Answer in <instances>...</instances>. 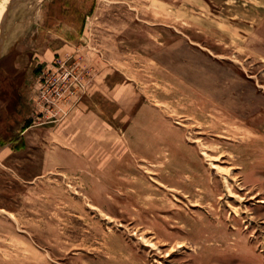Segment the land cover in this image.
<instances>
[{
    "label": "rangeland",
    "instance_id": "obj_1",
    "mask_svg": "<svg viewBox=\"0 0 264 264\" xmlns=\"http://www.w3.org/2000/svg\"><path fill=\"white\" fill-rule=\"evenodd\" d=\"M0 105V264H264V0H50Z\"/></svg>",
    "mask_w": 264,
    "mask_h": 264
},
{
    "label": "built area",
    "instance_id": "obj_2",
    "mask_svg": "<svg viewBox=\"0 0 264 264\" xmlns=\"http://www.w3.org/2000/svg\"><path fill=\"white\" fill-rule=\"evenodd\" d=\"M70 76V78H69ZM81 75L73 76L71 73L63 74L59 76L55 81L58 82V86L55 88L52 97H45L44 100L52 105H55L58 101H64V107L57 108V112L54 115L66 114L68 106L72 103L74 98H78L77 90L83 91L86 87L87 80ZM61 79V82L59 80ZM69 79V80H67ZM73 79V81H71ZM54 110V109H53Z\"/></svg>",
    "mask_w": 264,
    "mask_h": 264
},
{
    "label": "crops",
    "instance_id": "obj_3",
    "mask_svg": "<svg viewBox=\"0 0 264 264\" xmlns=\"http://www.w3.org/2000/svg\"><path fill=\"white\" fill-rule=\"evenodd\" d=\"M34 1H37V2H35V6H34V9H33V13L31 14V16L25 17V15L22 14V19H19L18 21H16V20L14 21V24H16V25H15V27L13 29L14 30H18L19 33L16 35L15 38H11L9 40L8 44H6V46L9 49H8L7 52H5V51L4 52H1V54H0V60L4 59V57H7L11 53L12 49L15 46H17L19 40H21L25 36L26 31H28L33 25H35L37 23V20H38V17H40L42 8L50 0H34ZM31 2L29 1V5H31ZM7 3L8 2H6V4ZM6 7H7V5H6ZM6 11H7V8L5 9V13H7ZM5 13H4V16H5ZM3 17H2V20L0 22V30H1V27H2V23H3L2 22L3 21Z\"/></svg>",
    "mask_w": 264,
    "mask_h": 264
},
{
    "label": "bare ground",
    "instance_id": "obj_4",
    "mask_svg": "<svg viewBox=\"0 0 264 264\" xmlns=\"http://www.w3.org/2000/svg\"><path fill=\"white\" fill-rule=\"evenodd\" d=\"M8 0H6V2H7ZM6 2L4 3V4H1L0 5V22H1V20H2V17L4 16V13H5V9H6ZM38 14V13H37ZM1 106V105H0ZM203 155H205V153L203 152ZM117 171V170H116ZM145 172V171H144ZM240 185V184H239ZM244 188V187H243ZM135 194V193H134ZM133 194V195H134ZM137 195V194H136ZM136 197H138V196H136ZM252 198V197H251ZM253 200V199H252ZM260 203H264V200H260L259 201Z\"/></svg>",
    "mask_w": 264,
    "mask_h": 264
}]
</instances>
